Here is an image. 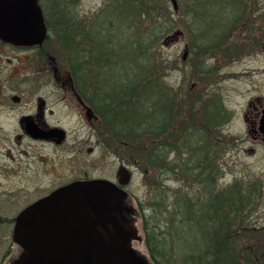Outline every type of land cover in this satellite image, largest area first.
<instances>
[{
  "label": "rangeland",
  "instance_id": "obj_1",
  "mask_svg": "<svg viewBox=\"0 0 264 264\" xmlns=\"http://www.w3.org/2000/svg\"><path fill=\"white\" fill-rule=\"evenodd\" d=\"M42 2L48 20L49 0H42ZM239 2H243L247 6L245 9L247 15L240 24L239 19L237 20V17H239ZM229 3H231L230 0H223L221 2V4L226 6ZM58 4L68 6V16L72 17L74 15L82 22V33L78 36L81 42L80 47L75 44L73 34L68 37L60 35L61 38L56 37V33L53 34L56 39H62L57 46L58 51H54V53L58 55L61 66L62 68H66V71L70 70L65 63L67 59L74 67H78L81 70L88 68L98 69L100 61L96 62L97 58H93L98 51L100 52V49L97 50L96 48L105 45L102 47L103 54L110 53L108 57L110 60L103 63L101 69L99 68L103 71L101 77L107 74L114 76V81L105 82L101 78V84L109 89L105 93L108 94L112 89L120 91L123 88L122 84H125L127 88L133 84L145 85L146 79H152V82L159 83L161 108L163 107V92H168L173 96L170 104L172 106L171 116L174 118L170 121L169 125L170 130L174 129L175 132L177 131V135L181 134L184 126L190 129L189 132H193L190 126H195L198 120L194 113L197 112L196 114L200 115L203 111L202 107L205 104L212 111H218L219 109L222 111L225 117L219 123L221 125L217 124L218 126L216 125L213 129L214 134L219 133L221 139L225 141L221 147L220 154L214 159L221 166L217 187L222 190L230 185L238 184L239 186V181L241 183L244 181L248 184L257 181L260 188V191L257 192L259 198L254 202L256 207L249 215L248 220L249 222L264 223V150L261 147H257L254 153L247 151L254 144L249 137V124L246 121V115L252 110L249 106L250 102L254 101L257 97L264 98V0L237 1L235 8L232 6L228 8L232 14L229 16L215 17L212 15H202L205 17L203 19L211 20L216 18L217 20L223 19L222 22L227 21L225 25L231 23V30L227 34V38L230 35L229 40L226 39L223 45L221 42H218L210 50L202 48L206 44H209L208 40L204 41L206 40L205 34H207L204 32L206 29L205 25H195V15L192 12L189 16L184 15L189 9H187V6L194 7L192 0H177V10L174 8L172 0H163L153 5L152 8H156V12H153V15L151 14L152 18L144 12V15L140 19L141 24L135 23V29L129 26V17L122 15L131 13V9H115L114 13H112L111 10L117 4L116 0H60ZM211 10L217 12L214 8ZM162 11L167 12L166 18L161 14ZM136 29L144 30V36L146 37L153 34V38L156 40L152 50V56L156 58V68L154 71H144V66H148L149 64V60L144 55H140L142 57L141 59H137L136 63L131 60L133 54L132 47L134 49L135 46L132 43V36L139 34ZM176 33L177 35L174 36ZM137 35L135 38H137ZM76 37L77 35H75V40H77ZM50 44H45L48 50L53 46V44ZM124 45L126 50L124 49ZM127 50L128 56L126 57L125 52ZM186 51L188 54L186 59H184ZM64 54L67 56L66 60H64ZM76 54L79 56L78 59H75ZM23 56H25V53L20 58H23ZM103 60H107L106 56ZM60 62L58 60V64ZM21 68H25V66L22 65ZM34 68L35 70L33 71L36 77L34 75L30 76L32 79L38 78L45 82V80L53 78V73L47 70L46 65L42 62L35 64ZM37 70L40 72L37 73ZM73 70L72 68L71 71L74 75ZM114 96L110 98V102H116L113 109L118 108L119 104H121L125 105L129 110H138V107L131 100L128 101L125 98L117 102ZM151 102L152 100L146 104V108H149L152 112L153 103ZM191 107L194 110L192 116L187 112ZM157 110V119H159V123H162L164 113H162V110ZM0 111H2L0 116V136L2 137L0 165L2 167L0 168L5 171L4 173L0 171V184L2 185L0 187V194H2L1 191L3 193L8 192L6 196L11 198L12 201H26L29 198L28 195L34 194L39 188L45 187L51 190L61 182L71 179L61 180L57 177V173L47 174L46 172L43 174L42 167H35V169L40 170L36 173L37 175L29 170L28 166H25L24 172L14 173L16 170L14 168L15 161L27 163L34 160V163L38 164L37 158L54 159V155L51 149L32 151L26 144L17 145L13 133L15 126L14 118L17 116V113L15 114L8 109ZM115 120L118 121L117 126L122 125V118L118 117ZM136 120L138 121V118ZM201 125L207 128L203 122ZM128 126L130 125L128 124ZM135 130L142 131L138 130V127ZM139 132L135 136H142L143 138H136L135 141H132L130 137L131 146L142 145L145 147L148 139ZM87 151L82 152V157H87ZM101 153V149H98L95 155V158H98V160L95 161H91L90 158L82 160L80 157L78 163L75 164L79 168L78 171L84 170L95 176L110 174L111 169L118 164L119 160L111 155L112 157H109L107 162H103ZM138 153L142 152L139 151ZM131 155L133 165L131 172L133 176H131L132 182H130L126 191L127 196L123 202L122 212L123 216L126 219L128 218L127 220L132 222L133 227L137 230V238L132 243L133 249L148 264H155L146 244L147 236L143 229V218L139 213L141 204L147 206V202L151 197L152 186L150 183L152 182V174L146 172L144 162L141 163L133 159L134 153L132 150ZM66 157L71 160L70 156ZM171 158H174V155ZM49 166L53 170L56 168L52 160L49 161ZM72 168L73 166L69 169ZM135 168L137 171L134 170ZM63 169L64 171L61 174L68 176L69 174H66L68 172L67 166L65 165ZM82 174L79 172L76 175ZM32 178L34 181L33 192L31 190ZM164 181L166 188L170 189V192L169 190L168 192L171 196L180 187L186 186L189 194L197 197L195 192L198 191L197 187L200 184H196V182L185 184L176 175H167L164 177ZM113 183L116 184L115 182ZM19 186H25V189H17ZM203 192L201 191V193ZM238 192L233 191V194L239 196ZM242 194H247V192H242ZM0 209L15 212L17 208L13 204L7 205L6 201L0 200ZM160 224H163V220L160 221ZM203 225L204 222L195 223L191 228V235L187 238H178V234L175 232L176 238L171 239L168 237L165 240L167 246L161 249V251L171 256V264H184L182 260L186 259L190 251L186 247H199L197 246L199 245L197 244V240L203 244L200 245L201 247L206 246L203 240L208 238L209 235L202 229ZM159 232V230L156 231V234L159 235ZM169 244H173V248L169 247ZM251 244L253 245V243Z\"/></svg>",
  "mask_w": 264,
  "mask_h": 264
},
{
  "label": "trees",
  "instance_id": "obj_2",
  "mask_svg": "<svg viewBox=\"0 0 264 264\" xmlns=\"http://www.w3.org/2000/svg\"><path fill=\"white\" fill-rule=\"evenodd\" d=\"M161 1L163 0H116L117 4L111 11L114 13L115 9H131V13L122 15L129 17V26L135 29V23H140L144 12L151 17V14L153 15V12H156V8H152V6ZM192 1L194 7L187 6V9H189L184 15L189 16L192 12L195 15L194 24L199 26L205 25L206 29L204 32L207 34H205L206 40L204 41L208 40L209 44H206L202 48L206 50L213 49L218 42H221L223 45L226 39L229 40L228 38H230V35L227 38V34L231 30V23L225 25L227 21L222 22L223 19L217 20L215 18L208 20L203 19L205 18L203 16L212 15L221 17L232 15L228 8H231V6L235 8L237 1L240 0H230L231 3L227 6L221 4L223 0ZM41 4L43 6L42 0ZM48 5H50V0ZM246 7L245 3L239 2V17H237L239 24L247 15ZM212 8L216 9L217 12H213ZM161 14L165 18L167 17L166 11H162ZM136 31L139 34L132 36V43L135 45L134 49L136 52L132 47L133 54L131 60L136 63L137 59H141L142 56L140 55H144L149 60L148 66H144V71H154L156 68V58L152 56V50L156 40L153 38V34L146 37L144 36V30L136 29ZM61 32V35L64 37H68L71 34L74 37L76 35L75 32L71 33V28L70 30L63 29ZM136 35L137 38H135ZM96 49H100V52L98 51L93 59L97 58V62L100 61L99 68L101 69V65L110 60L108 58L110 53L103 54L102 46ZM124 49L126 50L125 45ZM104 55L106 56V61L103 60L105 58ZM125 55L126 57L128 56V50L125 52ZM78 58L79 56L76 54L75 59ZM99 68L81 70L78 67H74V76L79 82H98V80L101 82V78L105 82L114 81L112 74L101 77L103 71ZM152 81V79H146L145 85L133 84L129 88L125 87V84H122L123 88L120 91L112 89L110 91L111 94L110 92L108 93L111 96L115 95L114 99L117 102L127 98L128 101L131 100L138 107L137 111L135 109L129 110L125 105L119 104L118 108L113 109L115 111L111 120L116 121L115 123L118 124V121L115 119L118 117L122 118L121 126L130 129L132 141H135L136 138H143L142 136H135L139 132L135 130L137 127L138 130H142L139 133L145 135L146 139H148L145 147L142 145H132L131 150L134 153L133 159L141 163L144 162L146 172L152 174V182L150 183L152 186L151 197L147 202V206L141 204L139 212L143 218V229L147 236L146 244L152 260L155 264H171V256L161 251V249L167 246L165 240L168 237L171 239L176 238V234H178V238H187L191 235L192 225L204 222L203 228L205 230L206 226L208 231L205 230V232L209 235L208 238L211 239L212 243L205 247H186L191 252L189 251L186 259L182 260L184 264H264V243L239 246L220 243L221 240L225 239V235L230 234L226 231L234 227L237 222L236 219L231 218L237 215L236 209L239 208V227L250 226L248 224L250 223L248 217L256 207L254 202L258 200L259 195H257V192L260 191L257 181L250 182V184L239 181V186L238 184L230 185L222 190L217 187L221 166L214 159L220 154L221 147L225 141L221 139L219 133L214 134L213 129L223 120L225 115L222 114L220 109L212 111L205 104L202 107L203 111L200 115H197V112L194 113L198 120L195 126H190L193 132H189L190 129L184 126L181 134L177 135V131L175 132L174 129L170 130L169 125L170 121L174 118L171 116L172 106L170 104L173 96L168 92H163V107L161 108V100L159 98L160 85ZM151 100V103H153L152 112L149 108H146V104ZM114 103L116 104V102ZM156 109L162 110V113H164L162 123H159V119H157L158 114H156ZM187 112L192 116L194 110L191 107ZM137 118L138 121L136 120ZM202 122L207 128L202 125L200 126ZM196 127L198 128L196 129ZM121 132L123 134L124 129H121ZM139 151L142 153H138ZM172 155H174V158H171ZM167 175H176L185 184L188 182L200 184V186L197 185V190L204 191L202 196H197L196 198L191 196L186 186L180 187L171 196L169 193L170 189L166 188L164 181V177ZM233 191H239V196L233 194ZM242 192H247V194H242ZM206 197H209L210 200L207 204L210 212H205V204H201V211L203 213L199 214L198 210L194 209L197 204L193 201H199V199ZM200 218L202 219L200 220ZM161 220H163L162 225L160 224ZM158 230L161 236L156 234ZM240 239L241 241L245 240L252 243L260 242V240L264 241V237L261 235H245ZM169 247L173 248V244H169Z\"/></svg>",
  "mask_w": 264,
  "mask_h": 264
},
{
  "label": "flooded vegetation",
  "instance_id": "obj_3",
  "mask_svg": "<svg viewBox=\"0 0 264 264\" xmlns=\"http://www.w3.org/2000/svg\"><path fill=\"white\" fill-rule=\"evenodd\" d=\"M58 3L60 0H50L48 20L46 18L48 36L42 46L19 47L0 39V110L8 109L17 113L14 118L13 130L17 145L26 144L32 151L51 149L54 155V159L37 158L38 164L34 163V160L27 163L15 161L14 168L16 170L14 173L24 172L25 166H28L29 170L37 175L36 173L40 170L35 167H42L43 174L46 172L47 174L57 173V177L61 180L71 179L61 182L51 190L45 187L39 188L34 194L28 195L29 198L26 201H12L6 196L8 192L1 191L0 200L6 201L7 205H15L17 209L15 212L0 209V264H16L24 254L23 248L14 239V231L17 220L25 209L49 197L55 191L76 182L107 179L118 183L125 171H131L133 168L130 129L121 125L117 126L116 121L111 120L115 104L110 102L111 95L105 93L109 89L101 82L77 81L71 71L74 66L68 59L66 60V54H64V60L70 68L67 71L66 68H62L58 55L54 53V51H58L57 46L62 39H56L53 34L56 33V37L61 38L63 29L70 30L71 28V33L75 29L77 40L75 37L73 40L75 44L81 46L78 36L82 33V22L74 15L68 16L66 5L63 7ZM48 43L53 44L49 50L45 47V44ZM23 53L25 56L20 58ZM44 60L46 61L44 62ZM58 60L60 64H58ZM95 61L97 62L98 59ZM39 62L45 64L46 69L53 73L52 79L43 82L42 79L30 77L32 75L36 77L33 70H35V64H39ZM22 65L25 68H21ZM39 72L37 70V73ZM249 106L252 110L246 115V121L249 124L248 134L254 145L247 151L254 153L257 147L264 150V98L257 97L250 102ZM121 129H124L123 134ZM0 146H2L1 136ZM98 149L102 151L103 162H107L108 158L112 156L119 160L118 164L111 169L110 174L95 176L84 170L78 171L79 168L75 165L78 163V159L81 157L82 160L85 158H90L91 161L98 160L95 158ZM85 150H88L87 157H82V152ZM66 156H70L72 161ZM51 160L56 165L54 170L51 166L48 167ZM65 165L68 168L66 173L69 174L68 176L61 174ZM72 166L73 168L69 169ZM134 170L137 171L136 168ZM0 171L5 172L1 168ZM79 172L83 174L76 175ZM119 186L125 192L128 189V186ZM0 187H2L1 184ZM23 188L25 189V186H19L17 189ZM31 190L32 192L34 190L33 178ZM237 194L239 195V192ZM195 195L201 197L202 193L197 191ZM208 200L209 197L201 198L199 201L194 200L193 202L197 204L194 209L202 214L201 204H205V212H210L207 205L210 200ZM236 210L237 215L231 218L236 219L237 222L234 227L226 231L230 234L225 235V239L220 241L221 244L249 245L252 242H244L245 240L241 241L240 238L245 235L264 237V223L250 222L248 227H239V208ZM202 229L204 228L202 227ZM205 230H207L206 226ZM203 242L206 245L212 243L209 238H205ZM258 243H264V241L253 242V244ZM197 244H199L197 246L203 245L199 240H197Z\"/></svg>",
  "mask_w": 264,
  "mask_h": 264
},
{
  "label": "water",
  "instance_id": "obj_4",
  "mask_svg": "<svg viewBox=\"0 0 264 264\" xmlns=\"http://www.w3.org/2000/svg\"><path fill=\"white\" fill-rule=\"evenodd\" d=\"M39 2L0 0V38L20 46L42 45L47 27ZM130 179L126 171L120 184ZM126 196L104 179L55 191L19 216L14 238L25 253L16 264H148L132 246L137 230L123 216Z\"/></svg>",
  "mask_w": 264,
  "mask_h": 264
}]
</instances>
